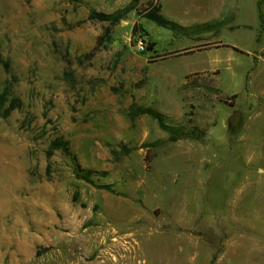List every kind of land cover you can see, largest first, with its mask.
<instances>
[{"label":"rangeland","instance_id":"obj_1","mask_svg":"<svg viewBox=\"0 0 264 264\" xmlns=\"http://www.w3.org/2000/svg\"><path fill=\"white\" fill-rule=\"evenodd\" d=\"M117 1L0 0V93L11 86L9 101L21 103L7 118L0 114V264H184L187 256L176 252L191 238L206 242L213 231L221 243L239 229L210 228L194 215L199 201L200 215L210 216V170L230 166L223 158L210 166V137L206 151L193 143L209 129L198 124L200 96L182 87L177 56L161 62L179 35L143 18L144 8L115 26L88 19L91 11L120 10ZM245 19L257 21L252 0ZM108 27L109 42L98 45ZM144 28L154 50L140 54L134 42L149 40ZM195 60L206 65L199 55L181 59ZM166 69L177 79L160 76ZM132 106L152 107L168 125L205 136L172 142L151 116L132 120ZM60 137L73 157L55 151L48 159ZM195 172L204 186L192 180Z\"/></svg>","mask_w":264,"mask_h":264},{"label":"crops","instance_id":"obj_2","mask_svg":"<svg viewBox=\"0 0 264 264\" xmlns=\"http://www.w3.org/2000/svg\"><path fill=\"white\" fill-rule=\"evenodd\" d=\"M152 1L160 5L166 19L187 31L177 36L174 51L160 56H166L161 62L174 59V55L180 59L176 65L180 77L171 69L160 76L170 81L186 79L182 87L200 96L198 124L209 129L204 141L193 143L206 151L210 137V154L216 158L210 166H215L217 158L230 166L222 173L220 166L218 172L216 167L210 170H214L210 176V190H214L208 203L210 216L200 215L199 201L194 215L210 228L218 223L239 228L221 243L220 233L213 231L206 242L191 238L192 243L180 247L176 255L187 256L184 264H212L222 245L215 264H264V34L258 37L256 32L264 26V0H252L257 13L254 26L245 19L248 0H118L117 4L120 10L134 4L136 12ZM139 23L143 25V20ZM197 55L205 58L206 65L196 60L182 65V58ZM200 105H206L205 109ZM236 112L242 121L232 133L229 120ZM191 178L200 187L207 182L201 173L195 172ZM222 182V189L216 187Z\"/></svg>","mask_w":264,"mask_h":264},{"label":"trees","instance_id":"obj_3","mask_svg":"<svg viewBox=\"0 0 264 264\" xmlns=\"http://www.w3.org/2000/svg\"><path fill=\"white\" fill-rule=\"evenodd\" d=\"M261 6V2H260ZM134 4L130 5L129 7L118 10L112 14H105L97 11H91L89 14L88 19L90 21H100V22H109L110 25H117L123 18L124 14L129 12L130 10H133ZM262 17V15H260ZM143 18L148 19L149 21H152L156 23L158 26L166 28L172 32H174L177 35H186L187 31L184 30L182 27H180L175 22H172L168 19H166L163 14L161 13V7L158 4H155L154 1L148 3L147 7L143 11ZM211 27V24H210ZM140 26H134V33L139 32ZM142 32L146 33V36H148V33L141 29ZM111 34L110 27H108L104 33V35L100 38L99 44L102 45L104 43L109 42V36ZM154 50V44L151 40H149V47L147 51ZM147 51L143 54H146ZM157 56L150 57L151 59L156 58ZM166 56H163L162 59H164ZM2 64L4 65L6 72L9 73V66L8 62H4L1 60ZM12 95V87H6L2 93H0V114L3 118H7L12 111L15 109H18L21 107V103L17 98H12V100L9 101V97ZM9 101V106L5 110H3L4 105ZM143 115H148L154 118L156 121H158L160 127L162 130L166 131L169 134L170 140L172 142L178 141L183 138H193V139H202L205 136L204 131L199 130L197 128H193L191 130L183 129L182 127H174L170 126L166 123V117L163 113L158 112L152 107H137L132 106L130 110V118L134 120L135 118ZM242 117L239 112H236L229 120V128L232 133H236L241 125ZM55 151H62L65 155L73 157V154L70 150V144L67 140L63 139L62 137L56 138L54 141L51 142V145L47 151V158L50 159ZM103 175H106V172H102ZM80 179L85 180L87 183L93 185L94 187L105 190L111 193H114V190L111 185L104 184V185H98L93 180L90 179V176L88 174L80 175Z\"/></svg>","mask_w":264,"mask_h":264},{"label":"built area","instance_id":"obj_4","mask_svg":"<svg viewBox=\"0 0 264 264\" xmlns=\"http://www.w3.org/2000/svg\"><path fill=\"white\" fill-rule=\"evenodd\" d=\"M149 47V40L145 36H140L136 42H134V48L140 54L145 53Z\"/></svg>","mask_w":264,"mask_h":264},{"label":"water","instance_id":"obj_5","mask_svg":"<svg viewBox=\"0 0 264 264\" xmlns=\"http://www.w3.org/2000/svg\"><path fill=\"white\" fill-rule=\"evenodd\" d=\"M134 16V10H130L127 14L124 15V19L131 20Z\"/></svg>","mask_w":264,"mask_h":264}]
</instances>
